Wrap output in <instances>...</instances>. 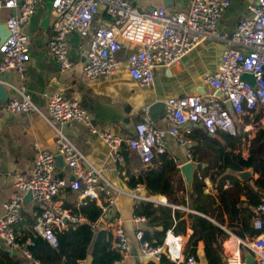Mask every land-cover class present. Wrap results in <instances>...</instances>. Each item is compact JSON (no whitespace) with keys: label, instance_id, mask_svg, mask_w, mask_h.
Listing matches in <instances>:
<instances>
[{"label":"built area","instance_id":"2783aa9c","mask_svg":"<svg viewBox=\"0 0 264 264\" xmlns=\"http://www.w3.org/2000/svg\"><path fill=\"white\" fill-rule=\"evenodd\" d=\"M38 2L0 0V7L10 11L4 21L8 34L0 43V74L14 71L20 81L24 78V67L28 61V38L21 31V25L33 13ZM136 2L51 0L50 8L55 17L46 46L58 70L65 72L72 65L65 38L71 32L89 38L81 66L84 77L88 79L108 76L117 71L121 62L115 53L121 47L122 40L137 45L128 53L126 64L129 77L141 88L151 83L152 70L156 65L169 67L177 64L183 55L201 41L216 40L224 44L218 64L214 70L203 75V82L212 92L208 96L191 94L165 99L166 128L159 129L143 117L133 125L132 135L124 140L107 130H97L92 126L88 114L74 99L52 92L46 96L45 105L40 109L30 100L22 82L17 85L6 83L16 96L5 101V111L38 114L55 131L54 150L37 151L32 165L25 172L13 175V196L2 204L0 239L4 246L18 250L24 257H30L28 247L33 245L32 239L19 240L13 227L21 219L20 210L26 192L37 204L31 211L32 237H41L51 247L56 245L54 230L65 229L69 223L78 221L55 198L60 188L68 187L78 191L83 199L99 200L106 197L109 204L113 201L108 183H100L102 178L92 166L82 167V154L60 131L59 127L69 120L82 123L91 133L96 134L107 146L113 161L121 159L119 148L124 143L136 154L140 163L148 165L156 155L165 151V136L173 137L190 159L189 125L201 127L207 134L222 130L233 135L232 113L242 114L254 110L264 112V0H249L247 16L240 19L229 34L219 33L216 27L228 0H190L184 10L171 14L166 13L162 7L137 9ZM100 12L104 14V19L98 16ZM243 74L251 76L252 84L241 78ZM226 102L231 107L230 111L224 107ZM56 156H60L62 163L71 172L70 181L53 175ZM141 198L148 200L146 197ZM255 210L252 225L258 233L247 245L252 250L254 263L264 264V224L260 217L264 211V198ZM130 220L141 223L145 218L130 216ZM105 224L112 235L114 248L121 254L113 264H122L123 256L129 248L122 227L123 221L111 217ZM141 232L140 229L134 232L141 254L158 262L160 255L165 253L163 245H150L141 240ZM184 263L196 264V260L188 255ZM215 264L246 263L236 250L227 263L219 261Z\"/></svg>","mask_w":264,"mask_h":264},{"label":"crops","instance_id":"0c3cea01","mask_svg":"<svg viewBox=\"0 0 264 264\" xmlns=\"http://www.w3.org/2000/svg\"><path fill=\"white\" fill-rule=\"evenodd\" d=\"M189 1L137 0L135 7L137 9L162 7L166 13L171 14L184 10L188 6ZM50 2L51 0H39L33 13L21 25V31L28 38V61L25 64L24 78L21 81L14 71H6L0 74V83L6 91L7 99L16 96V93L7 87L6 83L17 85L22 82L26 87L30 100L40 109L45 105L46 96L52 92H57L66 98L74 99L79 107L88 114L91 125L97 130H107L125 140L132 135L133 125L142 120L143 117L148 118L159 129L166 128L167 120L161 107L147 111L152 101L163 102L165 99L174 96L191 94L208 96L211 94V88L203 82V75L214 70L218 64L219 54L224 44L216 40L207 39L201 41L197 46L183 55L177 64L169 67L156 65L152 70L151 83L141 88L129 77L126 64L128 53L133 48H136L137 45L122 40L121 47L115 53V57L121 62L117 71L108 76H98L88 79L84 77L81 66L84 54L88 49L89 38L88 36H79L77 33L71 32L65 38L68 57L72 65L67 71L60 72L46 46L50 35V26L55 17L51 11ZM248 2L249 0H228L227 7L217 20V31L229 34L236 23L247 16L246 6ZM9 14L10 11L8 9L0 7L1 24H4ZM98 16L102 19L105 18L101 12ZM4 103L0 108V215L2 204L9 200L14 193L13 175L16 172H25L32 165L37 151H53L55 147V131L43 118L35 113L21 114L7 112L3 108ZM143 107H146V109L144 110ZM224 107L230 111L226 103ZM259 111L264 114L261 110L231 114L234 126V134L232 136L240 135V144L235 151H239L240 157L243 159L249 154L250 143L254 139L256 131L252 135V138L248 140L247 149L244 147L246 142L245 132L250 122L260 120V117L254 120V115ZM187 127L200 129L196 125H189ZM59 128L82 154L84 158V161L81 163L82 167L89 168V165L92 166L102 178L100 183L102 185H107L106 183H108L110 186L109 191L113 200L112 203L109 204L106 197H101L99 200L88 199L101 211V215L92 225L93 229L95 231L108 230L105 223L111 217H117L122 220V227L129 243V248L123 256L122 264H143L149 258L141 254L139 243L134 238V232L140 229L151 233L157 229L147 225L146 220L141 223L131 221L132 204L143 200L141 197L148 198V200L143 201L155 204L164 203L160 196L153 199L148 197L142 185L131 187L127 182L129 175L136 178L138 173L143 171L147 165L140 163L136 154L128 149L124 143L119 148L121 159L113 161L107 146L96 134L91 133L88 127L80 122L69 120ZM263 128L264 126H259L258 129ZM205 135L223 142L227 138L226 135L230 134L217 130L214 134L205 133ZM263 144L264 141H261L255 146V149H260L264 146ZM164 145V152L174 162L180 186H183L185 190L184 182L178 170L179 165L186 161L201 164L202 166L194 172V175L198 176L199 171L207 166V163L205 158L202 161H197L196 159L203 158L205 152L201 148L196 150L195 146H197V142L192 139L189 149L190 156L192 152V158L190 157V159L187 158L185 149L173 137L165 136ZM228 149L229 147L226 148V150ZM247 169H250L251 172L243 179L237 178L234 172L229 170H225L224 174L235 177L240 185L247 178H251V180L264 178V171ZM211 173L215 179H211ZM53 175L66 181L72 179L71 172L62 161L60 163L56 161ZM220 176L217 175L215 166H213L202 177L201 190L204 195L214 198L211 208L218 210L217 215L222 219V225H219V227L225 234L219 236L217 239L221 251V260L227 263L233 256V253L238 250L246 264H255L252 250L247 245L254 235L248 234L245 228L247 225L254 229L252 221L256 215V206H249L248 199L241 193L239 195V210L236 214H232L220 207L216 197H214L217 194L215 181ZM228 186V179H224L222 188L224 189ZM249 186L252 187L251 181L249 182ZM186 194L188 193L186 192ZM55 198L60 201L61 205H78L83 200L78 191L70 190L68 187L60 188ZM262 198H264V191L259 196V202H261ZM184 200L186 199L184 198ZM36 207L37 204L31 199L23 201L20 210L21 219L13 227L17 238L21 239L24 232H28L32 237L30 225V222H32L31 211ZM172 208L187 214L192 212L184 206H173ZM260 217L264 224V211L260 214ZM98 221L102 222L103 229L98 230L95 228ZM215 224L217 225V223ZM190 232V229L187 227L183 235L174 236L170 230L165 232L162 245L165 253L171 260L175 262L182 260L183 248ZM30 236L25 238H29ZM0 249L7 251L10 255L16 256L20 264H39L31 257L21 255L18 250L12 249L15 252L11 253L4 246L1 239ZM195 253L196 264H208L204 258L202 243L200 241L196 243ZM87 262L88 259L85 258L79 263L87 264Z\"/></svg>","mask_w":264,"mask_h":264},{"label":"trees","instance_id":"16d2710c","mask_svg":"<svg viewBox=\"0 0 264 264\" xmlns=\"http://www.w3.org/2000/svg\"><path fill=\"white\" fill-rule=\"evenodd\" d=\"M263 115L259 111L254 115V120ZM191 129L188 136L197 142L196 150L201 148L205 152L203 158L196 160L202 161L205 158L207 166L199 171V177L193 176L192 190L189 194H186L183 186H180L177 168L166 152L156 155L146 168L138 173L136 178L129 175L128 185L131 187L142 185L148 197L153 199L160 196L165 200L164 204L143 200L132 204L131 216L143 217L147 221V225L157 229L151 233L142 231L141 240L149 242L150 245H157L162 244L167 230H170L174 236L183 235L186 227L191 231L183 248L182 260L175 262L166 253H163L158 262L149 258L143 264H185L184 261L188 255H192L196 260L197 241L202 243L203 255L208 264L221 261V251L217 239L225 234L219 227L222 225V219L217 215L218 210L211 208L214 198L204 195L201 190V179L213 166H215L217 175H221L215 181L217 194L214 196L220 207L236 214L239 210V195L241 193L248 199L249 206L255 207L260 203L259 196L264 191V178L255 180L247 178L240 185L235 177L224 174V171L237 172L247 168H251L252 171H264V146L258 150L255 149L258 143L264 141V128L256 131L255 137L250 143L249 154L245 159L240 157L239 151H235L240 144V135H226L227 138L220 142L205 135L201 127L200 129L203 131L196 128ZM227 147H229L228 150H226ZM212 173L210 174L211 179L215 175V172L214 175ZM224 179H228L229 186L223 189ZM250 181L253 189L249 186ZM173 206H184L192 212L190 214L180 212L172 208ZM61 207L68 210L78 221L69 223L65 229L54 230L55 247L49 246L39 236L31 237L28 232H24L19 239L22 241L25 237L30 236L33 245L28 247V250L33 260L39 264H80L81 260L87 258V264H113L121 257L118 250L112 246L110 231H95L93 229L92 225L101 215V211L92 201L85 198L78 205L62 204ZM245 229L252 236L258 233L257 230L247 225ZM0 264H20V262L16 256L0 249Z\"/></svg>","mask_w":264,"mask_h":264},{"label":"water","instance_id":"95a60500","mask_svg":"<svg viewBox=\"0 0 264 264\" xmlns=\"http://www.w3.org/2000/svg\"><path fill=\"white\" fill-rule=\"evenodd\" d=\"M7 34H8V31L5 28V25L0 23V43L5 39ZM241 78L244 79L245 81H247L249 84H252V78L250 75L243 74L241 76ZM6 99H7L6 91L3 87V85L0 83V108L2 107V104H3V102H5ZM226 104L228 105L229 109L231 110L229 103L226 102ZM157 107H161L162 111L164 113V103L160 102V101H152L147 111H151L152 109H155ZM56 161L58 163L61 162L60 156H56ZM201 166H202L201 164L193 163L191 161H186V162L181 163L178 167L179 173H180L181 178H182L184 185H185V190L188 194L192 190L191 186H192V179H193L194 172L197 169H199ZM250 172H251L250 169H244L241 171L234 172V175L239 179H243V178L247 177L250 174ZM23 199L24 200L30 199L29 192H26L24 194ZM95 228L98 230L101 228L103 229L104 227H103L102 222L98 221L96 223ZM7 250L11 251V253L15 252L12 249L7 248ZM221 262L224 263V260H221Z\"/></svg>","mask_w":264,"mask_h":264},{"label":"rangeland","instance_id":"374dc122","mask_svg":"<svg viewBox=\"0 0 264 264\" xmlns=\"http://www.w3.org/2000/svg\"><path fill=\"white\" fill-rule=\"evenodd\" d=\"M259 126H264V115L260 116V120H258L257 122L252 121L249 123V126L247 127L248 129L245 132L246 134V138H245L246 142L244 145L245 149H247L246 146L248 145V140L252 138V135H254L255 131L258 130Z\"/></svg>","mask_w":264,"mask_h":264}]
</instances>
